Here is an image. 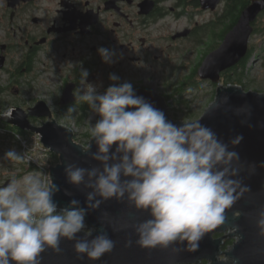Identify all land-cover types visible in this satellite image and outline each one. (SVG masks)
I'll return each instance as SVG.
<instances>
[{
	"label": "clouds",
	"instance_id": "clouds-1",
	"mask_svg": "<svg viewBox=\"0 0 264 264\" xmlns=\"http://www.w3.org/2000/svg\"><path fill=\"white\" fill-rule=\"evenodd\" d=\"M97 53L108 66L124 58L115 48L101 46ZM90 75L81 66L79 86L72 95L76 103L88 105L93 113L90 119L99 117L91 123L92 143L83 149L87 159L99 163L64 165L66 182L85 190V204L72 199L58 212L54 197L60 187L51 178H41L38 173L12 177L0 187V264H43L42 254L49 249L61 254L64 240L73 242L77 259L101 260L113 252L116 242L106 231L93 236L86 216L113 199L147 214V218L114 231L132 229L135 244L142 249L194 253L207 234L227 225V213L252 191L241 173L254 175L257 165L241 162L239 153L230 150V145L235 149L241 144L242 134L226 143L200 120L174 123L117 73H109L111 83L103 92L98 90L102 83L90 82ZM212 109L232 112L243 117L242 125L252 127V105L247 102L234 107L229 96H218L209 106ZM67 111L74 113L76 108L69 106ZM14 112L11 106L0 110V119H13ZM16 139L23 142L20 136ZM28 158L14 148L2 157L13 163ZM258 166L264 168V161ZM65 194L71 195L67 190ZM232 215L238 219L242 213ZM254 223L257 235L264 238V207L256 210ZM228 229L236 232L239 226ZM132 244L128 239L125 247ZM230 264H240L239 258L231 257Z\"/></svg>",
	"mask_w": 264,
	"mask_h": 264
},
{
	"label": "water",
	"instance_id": "water-1",
	"mask_svg": "<svg viewBox=\"0 0 264 264\" xmlns=\"http://www.w3.org/2000/svg\"><path fill=\"white\" fill-rule=\"evenodd\" d=\"M223 1L201 0L204 10L211 11H216ZM263 13L264 0H260V2L252 0L250 6L241 13L237 24L226 35L221 45L206 56L197 72L200 80L211 82L217 86L214 101L218 96L227 95L234 107L245 102L252 105V117L249 121L252 127L240 123L243 117H238L232 112L225 113L222 109L209 110L208 108L199 119L202 124L211 127L226 143L236 135L242 134L244 139L241 144L235 149H231L230 145V150L239 153L241 162L257 165L254 175H249L247 171L241 173L244 183L250 185L252 191L246 193L244 199L227 213V225L207 234L200 242L199 250L194 253L187 251L177 253L171 249L159 247L152 250L142 249L135 244L137 237L132 229L114 231L113 228L120 229L138 219H145L147 214L138 213L126 202L122 203L113 199L102 203L99 210H89L86 216L87 227L94 229L93 236L101 231H106L109 237L116 242L112 253L106 254L96 262L88 261L86 258L80 260L77 259L73 250V242L64 240L61 242L63 250L61 254H56L50 249L42 254L43 264H220L219 261L230 264L231 257L239 258L240 264H264V238L257 235L254 223L256 210L264 207V168L258 166L260 162L264 161V94L247 92L239 85L224 86L221 83L222 75L239 66L247 57L250 42L255 33L254 25ZM92 24H97V20L82 22L81 34L83 36L89 35L87 28ZM190 34L191 30H185L176 34L173 40L187 38ZM3 63L4 58H0V70L3 68ZM74 89H76V85L73 83L65 88L59 101L61 107L76 104L72 95ZM136 91L138 95L144 96L156 107L162 109L169 120L177 124L181 122L171 118L169 102L165 97L143 88L136 89ZM242 92L245 95H242ZM15 109L13 119H4V122L21 131L39 134L45 147L59 159V163L50 168L49 176L60 187V191L54 197L58 203L57 211L60 212L67 208L72 199L79 200L81 206H84L85 190L78 189L66 182L64 165L68 162H76L81 166L90 167L99 162L87 159L83 151L86 147L75 142L73 130L53 120L54 113L47 102L40 101L27 110ZM34 120L42 124L36 126L33 123ZM91 143L92 140L89 144ZM95 150L96 146L93 144L92 151ZM65 190L71 195H66ZM235 211L242 213L238 219L233 218L232 213ZM102 217L104 221H102ZM232 225H238L239 230L236 232L229 230L228 226ZM78 235H82V233ZM217 235H223V237L216 238ZM235 238L234 243L225 250V242ZM128 239L133 240L131 247H125Z\"/></svg>",
	"mask_w": 264,
	"mask_h": 264
},
{
	"label": "rangeland",
	"instance_id": "rangeland-1",
	"mask_svg": "<svg viewBox=\"0 0 264 264\" xmlns=\"http://www.w3.org/2000/svg\"><path fill=\"white\" fill-rule=\"evenodd\" d=\"M225 7L222 5L218 14L197 15L192 13L189 20L186 18L181 21L169 19L161 22L148 33L135 32L131 40L132 45H130L129 38L125 37L127 31L111 32V21L106 26L98 28V35L70 36L62 44L51 49V59L41 54L34 64L32 73H25L19 78V83L13 85L12 89L3 94L0 93V110L9 106L27 110L38 102L45 101L54 113L53 120L73 130L75 142L87 147L91 141V123H95V119L99 117L90 119L93 117V113L86 103H78L79 107H76V111L69 113L66 109L62 110L57 102L64 92V82L71 80L75 71L80 72L81 66H83L82 60L90 62L95 59L97 65L90 71L98 79L92 83L97 85L102 83L103 85L98 89L100 92H103L111 83L108 80L109 73L115 72L122 81L131 82L135 89H147L165 97L169 102V114L174 120H199L214 102L217 86L211 82L200 80L198 76L196 78L194 73L204 54L208 52V47L212 43L221 45V41L212 40L211 34H207L200 46L196 44L194 35L190 38L188 36L177 40H173L172 36L182 33L185 29L195 31L196 28L207 26L211 20L224 13ZM262 16L263 14L257 21L262 31L253 35L250 42L249 49L253 50V55L247 63L243 76L246 86L241 85L247 92L252 91L260 94H264V16ZM196 23L199 25L197 26ZM143 37L149 39L145 46L140 43V39ZM0 39H4L2 31ZM122 42L125 45L124 58L113 66L104 64L97 51H93V48L98 49L101 46L115 48L118 51ZM64 54L67 55L66 59H63ZM19 58V54L12 55L10 62L16 63ZM241 71L239 70L238 73ZM232 77L237 79L236 76ZM13 81L14 78L10 74L1 72L0 92L7 90ZM221 83L225 86L223 79ZM82 108L87 110L84 111ZM41 124L34 123L36 126ZM13 148L20 152L15 145H11L0 137V187L4 186L12 177L17 178L21 174L23 177L27 173H36L23 163H13L2 159L4 153ZM58 163L52 157L50 165L56 166ZM40 176L44 178L42 175ZM233 240L235 241L236 238Z\"/></svg>",
	"mask_w": 264,
	"mask_h": 264
},
{
	"label": "flooded vegetation",
	"instance_id": "flooded-vegetation-1",
	"mask_svg": "<svg viewBox=\"0 0 264 264\" xmlns=\"http://www.w3.org/2000/svg\"><path fill=\"white\" fill-rule=\"evenodd\" d=\"M227 1L224 0L216 11H211L204 10L201 0H0V32L4 33V39H0V58H4L0 73H8L14 78L11 86L0 93L12 89L25 73H32L34 64L41 54L51 59V49L62 44L70 36L98 35V28L106 26L111 21V32L127 31L125 37L129 38L132 45L131 40L135 32L148 33L169 19L189 20L192 13L218 14L219 8L222 5L226 6ZM218 18H214L207 25L217 24ZM94 20H97V24L90 25L87 28L89 35L83 36L82 22ZM193 35L194 30H191L188 38ZM148 42V37L140 39L142 46ZM123 50L125 45L122 42L118 52ZM93 51H97V48H93ZM15 54H19V60L16 63L10 62L11 56ZM66 58L67 55L64 54L63 59ZM82 65L91 70L97 65V61L82 60ZM90 72L89 80L96 82L98 80L96 75ZM72 77L71 80L64 82L65 88L70 83L75 84L76 88L79 86L80 72L75 71ZM59 101L60 99L58 105ZM77 104L73 106L79 107ZM0 121L4 122V119ZM221 237L223 235L216 238Z\"/></svg>",
	"mask_w": 264,
	"mask_h": 264
},
{
	"label": "trees",
	"instance_id": "trees-1",
	"mask_svg": "<svg viewBox=\"0 0 264 264\" xmlns=\"http://www.w3.org/2000/svg\"><path fill=\"white\" fill-rule=\"evenodd\" d=\"M252 0H228L227 1V5L224 9V13L222 15L219 16L218 18V22L217 24L213 23V24H209L207 26L204 27H199L196 28L194 31V36H195V42L198 45H202L203 44V38L204 36H206L207 34L212 36V40L217 41L220 40L221 43L224 40V38L226 37V35L233 29V27L237 24L239 17L241 15V13L248 7L250 6ZM264 16V13H263ZM262 16V17H263ZM223 26V27H221ZM222 28V29H221ZM255 28V33L254 35H256L257 33H260L262 31V28L259 27V24H255L254 25ZM219 31V32H218ZM220 45V44H219ZM219 45H216L215 43H212V45H210V47H208V52H206L204 54V57L202 58L201 62L199 63V65L197 66L194 76L197 78V72L202 64V62L204 61V58H206V56L208 55V53L210 54L213 50H215L216 48L219 47ZM253 50L249 49L248 55L247 57L242 61V63L235 67L234 69L226 72L223 74L222 79L224 80L225 85H229L232 84L233 85H242V86H246L244 84V75H245V70H246V66L248 61L250 60V58L253 55ZM239 70H242L241 73H238ZM232 76H236L237 79H234ZM196 85V84H194ZM69 107H62V110H67ZM84 111H86V108H82ZM82 116L80 117L81 120ZM34 123H39V121L34 120ZM0 126H7L10 128H13L14 130L18 131L20 134L22 135H28V132H24L21 131L15 127H11L9 125H7L5 122L0 121ZM53 158L55 160H57V162H59V159L53 155ZM22 174L17 176V179L21 178ZM219 235H217L216 237H218ZM234 243V240H227L225 242V247L224 249H228L229 246H231ZM205 264V263H204Z\"/></svg>",
	"mask_w": 264,
	"mask_h": 264
},
{
	"label": "built area",
	"instance_id": "built-area-1",
	"mask_svg": "<svg viewBox=\"0 0 264 264\" xmlns=\"http://www.w3.org/2000/svg\"><path fill=\"white\" fill-rule=\"evenodd\" d=\"M17 136L22 137L23 142L17 140ZM0 137L11 145H15L21 153H25L29 157L22 162L29 169L43 177L50 176V168L52 167L50 162L53 154L45 147L39 134L22 135L13 128L0 126Z\"/></svg>",
	"mask_w": 264,
	"mask_h": 264
},
{
	"label": "bare ground",
	"instance_id": "bare-ground-1",
	"mask_svg": "<svg viewBox=\"0 0 264 264\" xmlns=\"http://www.w3.org/2000/svg\"><path fill=\"white\" fill-rule=\"evenodd\" d=\"M209 54V53H208ZM205 59V58H204ZM147 84H149V82H147ZM151 84V83H150Z\"/></svg>",
	"mask_w": 264,
	"mask_h": 264
}]
</instances>
